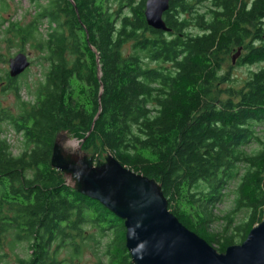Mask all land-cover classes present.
Segmentation results:
<instances>
[{"label": "trees", "instance_id": "16d2710c", "mask_svg": "<svg viewBox=\"0 0 264 264\" xmlns=\"http://www.w3.org/2000/svg\"><path fill=\"white\" fill-rule=\"evenodd\" d=\"M27 1L0 0V40L41 68L31 83H18L28 69L4 76L16 112L0 107V127L21 149L0 128V264L10 251L17 264H84L87 249L95 264H132L123 221L51 167L60 133L156 180L219 253L241 244L264 219V0H170L169 32L147 24V0Z\"/></svg>", "mask_w": 264, "mask_h": 264}, {"label": "water", "instance_id": "95a60500", "mask_svg": "<svg viewBox=\"0 0 264 264\" xmlns=\"http://www.w3.org/2000/svg\"><path fill=\"white\" fill-rule=\"evenodd\" d=\"M169 1H146L144 19L150 27L169 32L162 19ZM239 52L241 49L233 56V64ZM29 62V54L17 53L8 60V76L23 74ZM54 139L51 167L64 175L73 190L101 203L123 221L132 264H264V219L241 244L219 253L168 211L167 199L156 180L135 173L109 153L95 160L81 150V145L65 144L69 140L66 133Z\"/></svg>", "mask_w": 264, "mask_h": 264}, {"label": "rangeland", "instance_id": "374dc122", "mask_svg": "<svg viewBox=\"0 0 264 264\" xmlns=\"http://www.w3.org/2000/svg\"><path fill=\"white\" fill-rule=\"evenodd\" d=\"M12 2V6H15V4L20 3L21 7L27 8L28 7V1L27 0H9ZM249 1V0H248ZM204 6L207 4V1H203ZM14 10L12 9L11 11H9V14H13ZM20 12H16L14 14V17H19ZM8 16V15H6ZM237 52V51H236ZM17 53H19V51L17 50V48L15 47H10L9 44H6L4 42H2L0 40V54H2V57L0 59V107L3 110L6 111H10L12 113L16 112V103L14 102V95L11 91H7V90H3L5 88V85L7 84L6 80H5V75L8 74L9 71V64L8 60L12 57H14ZM24 53L29 54V59H30V67L28 68L26 74H24L23 77H21L18 80V83H22V82H34L37 78L40 77V72H41V68L39 67V63L38 58H37V54L34 53V51L32 50H25ZM235 55V53L233 54ZM235 65V64H234ZM233 71L232 73L236 76H240L244 77L246 74V68H238L236 65L233 66ZM22 85V84H21ZM21 96L24 99H27V93L24 91L25 89L22 87L21 88ZM0 109V110H1ZM4 130V133H2L1 136H5V138L7 139V141L10 142L11 144V154L17 155L18 152H20V143L19 140H15L16 136L13 134L12 129L10 128V125L5 121L3 123H1V127ZM68 136V135H67ZM70 142H74L76 144L77 147V142H79L76 139H72L70 138V136H68ZM77 142H76V141ZM85 152V151H84ZM93 155V154H92ZM94 156V155H93ZM101 160L103 159L102 157L100 158ZM96 160V159H95ZM233 197L229 195V197L225 198L224 201H222L221 203H217L216 207L214 208V212L217 216H224L227 212H229L230 210H233ZM241 216L242 214H237L235 216V222L238 223L240 222L239 220H241ZM224 222H215L210 226V230H221L220 228L223 226ZM212 246V245H211ZM212 248H214V246H212ZM215 250H217L216 248H214ZM218 252V251H217ZM8 262L7 264H17L15 262V258L13 257V253L10 251V255L8 256ZM84 264H95L96 263V256L91 254V249H87L84 252Z\"/></svg>", "mask_w": 264, "mask_h": 264}, {"label": "bare ground", "instance_id": "6f19581e", "mask_svg": "<svg viewBox=\"0 0 264 264\" xmlns=\"http://www.w3.org/2000/svg\"><path fill=\"white\" fill-rule=\"evenodd\" d=\"M65 144H67V145H75L76 146V144L74 143V142H70V141H65Z\"/></svg>", "mask_w": 264, "mask_h": 264}]
</instances>
